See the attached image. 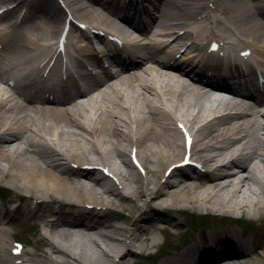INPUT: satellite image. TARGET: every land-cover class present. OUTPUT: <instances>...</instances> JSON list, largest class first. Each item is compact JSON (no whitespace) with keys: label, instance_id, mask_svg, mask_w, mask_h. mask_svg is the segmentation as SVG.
<instances>
[{"label":"bare ground","instance_id":"1","mask_svg":"<svg viewBox=\"0 0 264 264\" xmlns=\"http://www.w3.org/2000/svg\"><path fill=\"white\" fill-rule=\"evenodd\" d=\"M52 1L35 0L53 22L33 15L27 2L20 24L9 20L0 29L25 72L53 46L64 11ZM86 1L64 4L92 26L124 36L129 70L54 103L21 102L0 84V186L13 193L0 200V264H13L5 245L9 208L34 235L20 264H131L160 243L155 229L185 231L187 221L177 216L183 212L211 218L201 240L151 264H264V97L188 84L179 61L187 55L174 57L182 46L203 43L206 33L219 35L227 54L245 44L264 56V0H213V8L206 5L212 0H140L151 24L175 35L166 49L156 40L146 46L99 3ZM174 118L194 133L192 156L201 167L160 174L183 157ZM133 150L144 174L127 156ZM206 234L223 249L220 258L193 254L208 243Z\"/></svg>","mask_w":264,"mask_h":264},{"label":"rangeland","instance_id":"2","mask_svg":"<svg viewBox=\"0 0 264 264\" xmlns=\"http://www.w3.org/2000/svg\"><path fill=\"white\" fill-rule=\"evenodd\" d=\"M54 4H57L56 3V1L54 0V1H52ZM86 3L87 4H90V1H86ZM40 11H37V13H39ZM44 14V13H43ZM47 15L48 16H46L45 18H47L48 20H53L52 18H50V13L48 12L47 13ZM61 16H63V14L61 15ZM61 20H62V18L60 17V19H59V22H61ZM173 121H174V119H173ZM127 156H129L128 155V153H127ZM118 162H120V160H119V158H118ZM121 163V162H120ZM122 164V166L124 167V165H123V163H121ZM165 167V166H164ZM166 168V167H165ZM165 168H162L161 169V172H160V174L163 172V170H165ZM124 169H125V167H124ZM159 176V175H158ZM150 212H152V210L151 211H149L148 213H150ZM179 218L181 217V218H185L186 219V216H183L182 214H180V216L179 215H177ZM196 224H200V225H202V224H206L205 223V221L203 222V221H201V219H199V218H197V220L196 221H194ZM202 223V224H201ZM171 228V227H170ZM10 229L12 230V235L13 236H15L16 238H20V239H22V240H24L25 242H31V243H33V240H34V235L32 234V232L31 231H28L26 228H25V226H23L21 223L20 224H18V223H15V224H11L10 225ZM189 229H192V228H189ZM189 231V230H188ZM190 232V231H189ZM9 236L10 235H7L6 237L7 238H9ZM160 236V235H159ZM188 241H189V239H187ZM193 240V239H192ZM175 242H178V243H180V245L182 246L184 243H182L183 242V239H182V237L179 235V236H177L176 237V240H174ZM180 241H182V242H180ZM191 241V240H190ZM193 241H195V240H193ZM32 244H31V246L30 245H28L27 244V249L28 250H31L32 249ZM152 251H154V249L152 250Z\"/></svg>","mask_w":264,"mask_h":264}]
</instances>
